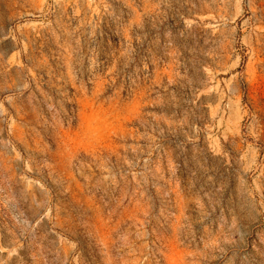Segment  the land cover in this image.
Returning a JSON list of instances; mask_svg holds the SVG:
<instances>
[{
  "label": "rangeland",
  "instance_id": "374dc122",
  "mask_svg": "<svg viewBox=\"0 0 264 264\" xmlns=\"http://www.w3.org/2000/svg\"><path fill=\"white\" fill-rule=\"evenodd\" d=\"M0 264H264V0H0Z\"/></svg>",
  "mask_w": 264,
  "mask_h": 264
}]
</instances>
